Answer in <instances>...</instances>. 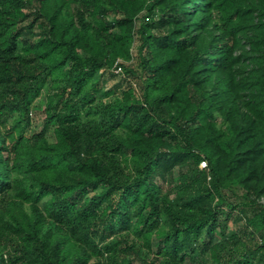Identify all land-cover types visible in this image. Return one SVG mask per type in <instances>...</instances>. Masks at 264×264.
<instances>
[{
  "label": "trees",
  "instance_id": "trees-1",
  "mask_svg": "<svg viewBox=\"0 0 264 264\" xmlns=\"http://www.w3.org/2000/svg\"><path fill=\"white\" fill-rule=\"evenodd\" d=\"M0 264H264V0H0Z\"/></svg>",
  "mask_w": 264,
  "mask_h": 264
},
{
  "label": "rangeland",
  "instance_id": "rangeland-1",
  "mask_svg": "<svg viewBox=\"0 0 264 264\" xmlns=\"http://www.w3.org/2000/svg\"><path fill=\"white\" fill-rule=\"evenodd\" d=\"M134 53V48L132 49V54ZM127 67H133L134 66V61H130L129 63H124ZM124 72V71H123ZM122 70L114 71V74L116 75L113 79L110 77L108 78L109 75H106V82L104 83V91L107 92L106 95L103 98L104 102H109L111 101L114 97L118 96L122 90V88L118 85L120 84V80L123 79L124 73ZM46 87L42 89V91L37 95L31 104V117H30V129L28 130V135H31L32 133H37V132H45L47 135H49V139L53 140L51 137V131L53 128V124L51 123H46L44 118H45V113H44V106L47 102L46 99ZM238 219L232 218V220L229 221L226 230V235L230 234L233 232L234 228L236 227V222ZM155 243V240H153V244ZM154 250V249H153ZM141 256L145 255V250L144 248H141L140 250ZM152 257V254H149V258Z\"/></svg>",
  "mask_w": 264,
  "mask_h": 264
},
{
  "label": "built area",
  "instance_id": "built-area-1",
  "mask_svg": "<svg viewBox=\"0 0 264 264\" xmlns=\"http://www.w3.org/2000/svg\"><path fill=\"white\" fill-rule=\"evenodd\" d=\"M204 165H205L204 162H201L200 166H201V167H204Z\"/></svg>",
  "mask_w": 264,
  "mask_h": 264
}]
</instances>
